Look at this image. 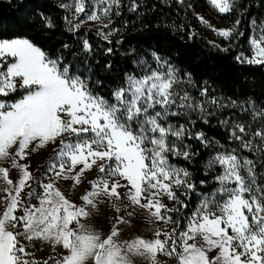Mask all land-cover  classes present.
<instances>
[{
  "label": "snow or ice",
  "instance_id": "snow-or-ice-1",
  "mask_svg": "<svg viewBox=\"0 0 264 264\" xmlns=\"http://www.w3.org/2000/svg\"><path fill=\"white\" fill-rule=\"evenodd\" d=\"M209 2L222 14L237 11L238 0ZM59 7L74 13L73 18L65 19L69 30L75 32L84 21L103 24L104 19L110 20L120 0H73ZM86 7L90 11L86 12ZM80 14H84V21H80ZM200 20L208 24L203 17ZM251 24L256 28L249 39L252 56L241 53L236 59L264 64V21L257 25L253 20ZM239 25L237 19L231 28L212 30L226 40L233 39L243 36ZM45 26L54 27L50 18H45ZM98 34L109 40L112 32ZM83 46L92 51L87 40ZM152 55L161 67L168 63L156 53ZM137 64L142 72L125 73L123 84L105 97L96 91L102 81L97 79L95 86L91 83L94 73L78 72L64 63L62 56L48 55L28 38L0 39V98H5L0 99V161L11 157L12 167L19 170L14 184L9 170L0 167V179L8 186L0 185V192L7 194L0 198V264H39L29 259L33 254L26 251V242L33 240L65 250L58 253L55 264H134L133 257H142L148 264H167L159 255L168 257L172 264H264V175L257 173L256 161L239 155L236 149L217 151L208 160L209 169H222L215 176L217 187L200 194L196 208L184 217L183 229L180 219L170 215H179L189 207L181 196L190 199L197 182L189 169L177 166L169 157L190 161L196 155L191 145L184 144L186 136L205 148L216 143L204 132L190 134L187 124L177 126L170 118L199 112L203 119L214 114L208 112L207 105H225L216 98L204 103L178 90L181 77L171 66L160 71L142 59ZM18 91L24 94L9 103L6 98ZM200 95L207 97L208 89L203 88ZM248 103L253 119L264 118V105ZM231 106H236V101H231ZM232 127L238 130L232 132V138L252 151V140L238 134L247 135L245 125ZM253 136L264 143V128ZM57 141L55 156L41 177L33 175L30 164L19 163L29 156L30 145L35 152ZM94 165L98 176L88 181L91 188L78 205L65 195L59 181L72 180L75 188ZM199 183L204 185L205 181ZM26 188L30 189L27 193ZM121 188L126 189L127 217L135 216L139 207L147 210L150 223L163 221L172 226L170 230L156 228L152 239H123L119 225L131 223L125 216L118 215L108 233L87 223L100 213L101 205L121 212L116 204ZM163 197L174 202L173 206L163 203ZM213 251L216 255L210 256Z\"/></svg>",
  "mask_w": 264,
  "mask_h": 264
},
{
  "label": "trees",
  "instance_id": "trees-1",
  "mask_svg": "<svg viewBox=\"0 0 264 264\" xmlns=\"http://www.w3.org/2000/svg\"><path fill=\"white\" fill-rule=\"evenodd\" d=\"M62 3L66 2L0 0V39L28 38L48 55L62 56L64 63L72 65L78 72L94 73L91 83L95 86V81L101 80L96 91L105 97H110L112 89L123 84L125 73L142 72L137 64L139 60L153 64L152 54L156 53L183 76L190 74L196 87L207 88L213 96H222L239 104L250 105L248 101H255L256 107L264 105V64L241 63L236 59L241 46L248 48L253 34L251 21L257 24L264 21V0H238L237 11L226 14L219 13L208 0H184L182 3L178 0H122L119 24H113L118 31L112 33L109 40L98 34L108 31L98 28L82 26L79 31L69 30L65 17L71 19L72 16L59 7ZM46 17L52 20L53 28L45 26ZM200 17L217 28L232 27L240 19L239 32H243V36L237 35L232 39L233 45L229 46L204 29ZM84 40L92 46L91 52L84 48ZM212 40L226 44V47H220ZM109 48L111 53L107 51ZM225 48L228 50L224 51ZM23 94L18 91L6 99L9 103L15 102ZM194 129L223 146L231 145L220 121H197ZM187 143L196 153L190 161L170 157L172 163L189 169L197 182L196 191L189 194L190 199L181 196L189 207L182 209L179 215L172 214L174 219H180L181 229L186 225L184 217L199 203V193L212 191L217 186L215 176L220 174L219 169L210 173L206 168L214 153L211 148L203 147L196 139H189ZM248 156L257 162V173L264 175V159L260 162L253 154ZM201 180L205 181L204 185L199 183Z\"/></svg>",
  "mask_w": 264,
  "mask_h": 264
},
{
  "label": "rangeland",
  "instance_id": "rangeland-1",
  "mask_svg": "<svg viewBox=\"0 0 264 264\" xmlns=\"http://www.w3.org/2000/svg\"><path fill=\"white\" fill-rule=\"evenodd\" d=\"M60 1L66 2V3H72L73 2V0H60ZM167 1L168 0H165V2H167ZM178 1L180 3H182L181 0H178ZM211 6L214 8L213 5H211ZM87 11H90V9H88L86 7V12ZM69 13L71 14V16L73 18L74 13L73 12H69ZM117 13H119V14H117ZM121 13H122V0H120V7L119 8H116V7L113 8V12H112V15L110 17V20L109 19L103 20V24L109 25L108 28H104L103 24H101V23H97V22H93V21H84V14H80V21H84L82 26L94 27V28H98L100 31L104 30V31H108V32L111 31L112 33H115L118 31V28L115 29L113 24L114 23L119 24L118 17L121 15ZM209 25H210L209 23L208 24L203 23V28L210 31L216 39L226 41L227 44L229 43V46L233 45L232 39L226 40L223 37L218 36L216 34V32H214L212 30V28L220 30V29H226V28H231V27L217 28L214 25H211L212 27H209ZM257 25H259V24H257ZM255 30H256V28L253 25V34L252 35L255 34ZM235 41L237 42V39H235ZM213 43L218 44L220 47H226V44H221L220 42H217V41H213ZM241 53H243L244 56L251 58L252 51L250 49L249 44H248L247 49H243L242 46L240 47V54ZM161 60L165 61L163 59H161ZM149 65H151L152 69H159L160 71H164L165 68H167L168 66H171L172 68H174L169 62L166 65H164V67H161L156 62V60L153 64H149ZM177 74L181 77V81H182L178 87V90L182 89L184 91H187L191 94V96H193L197 100L204 102V103H206L211 98H216L218 100V102L224 104L225 106L218 108L216 106L207 105L208 112L214 113L213 115H205L204 118L201 119L199 112H193L189 115H181L178 117H171L170 118L171 123H173L177 126L187 124V127L189 129L190 134H195V133H198L194 129L195 122L201 121V120L204 122L205 121H211V120L220 121V123L224 127L225 131H227V133L229 135V141H230L231 145L226 147V146L221 145L220 143H218L216 140L213 139L216 142L215 145L207 147V148H211L212 151L214 152L212 154V156H214L217 151L236 149L239 155L251 159L248 156V154H253L261 162L264 159V151H261V148L264 147V143H262V141L260 140L259 137H254L253 133L264 128V118L257 116L255 119H253L252 106L251 105L236 103V106H231L230 100H228L222 96H213L211 92H208L207 97L201 96L200 93H201L202 89H199L198 87H196L192 80H191V83H189V79H191L189 77V75L183 76L178 71H177ZM174 110H178V109H174ZM223 121H227V124L223 123ZM236 123H240V124L245 125L247 135H245L243 133H238V134L244 136L245 140H248V139L252 140V151H249L248 149L243 148L241 146V141L232 138V132L234 130L238 132V130H236L232 127V125H234ZM189 139H195V138H190V136H186L185 140H184V144L189 145L187 143V140H189ZM58 144H59V141H57L56 145H53L50 143L46 147L40 148L35 152L32 151V148L34 147V145H30V148L27 150L30 153L29 156L27 157V159L19 160V158H17V160H19V163L22 165L23 164H30L29 170L32 171L33 175L35 177H41V174L45 172L48 163L51 161L52 157L55 156V152L53 151V149L56 146H58ZM11 151L14 152L15 149H13ZM170 157H169V159H170ZM174 158H176V157H174ZM0 167H5L9 170V178L12 179L14 184H15V182L19 178V170L14 169L12 167L11 157L5 161H0ZM206 168L210 173L216 172L217 169L220 170V173L222 172V169H220L219 166H216L215 169H209L206 165ZM77 171H79V167L77 168ZM97 176H98V168L94 165L91 170H89L85 173L84 177L82 178V183L78 186H75V188L72 187V185H73L72 180H67V181L60 180L58 186L65 192V195L68 196L69 199H71L73 202H75L76 204L79 205L82 203L80 198L85 194L86 190H90V188H91L88 181H91V180L97 178ZM121 182L126 183L125 181H121ZM215 182H216V180H215ZM0 185H3L4 187H8L2 179H0ZM216 185H217V182H216ZM33 187L37 188V191L40 190L38 185H36V184H34ZM28 191H30V189L26 188L25 193H27ZM118 191L121 193V199L116 201V204L121 208L120 213H117L114 209H112L110 206H108L106 204L101 205L100 206V208H101L100 213L98 215L94 216L89 221H86V222L89 223L96 230L102 231L104 233H108V232H110V229L112 228V226L116 224V217L118 215L125 216L126 219L131 221V223L129 225H119L120 229L122 230L121 231V238H123V239H132V238H135L136 236H140V237H143L145 239H152V238H154V235H153L154 229L167 227L170 230V228L172 226L171 225L165 226L163 221H158L154 224L150 223L149 222L150 218H149V214H148L147 210L141 209L139 207L135 208V212H136L135 216L127 217L126 212L124 211L125 204L127 203V201L124 197V193H125L126 189L121 188V189H118ZM25 193H22V197H25ZM200 194L201 193H199V196H200ZM6 195H7L6 193L0 192V198L4 197ZM178 195H179V193H178ZM162 202L167 204L169 207H172L173 203H174L172 201H169L166 197L162 198ZM33 203H35V201H33ZM128 210L131 211L132 209L129 208ZM2 211H3V208L0 207V213H2ZM19 214L20 213H17V215H19ZM172 214L173 213H170V215H172ZM197 242H199V238H198ZM26 251L33 254V255L29 256L28 258L38 261L39 264H44L45 261H47V264H55V259L59 258L58 253H62L65 250L61 249L59 246H57L54 249L49 243L43 242L41 240H33L30 243L26 242ZM215 255H216L215 251L210 253V256H215ZM158 259L162 262H167V263H168V261H170L168 257H165L163 255H159ZM133 260H134V264H148V262L146 260H144L142 257H133Z\"/></svg>",
  "mask_w": 264,
  "mask_h": 264
}]
</instances>
